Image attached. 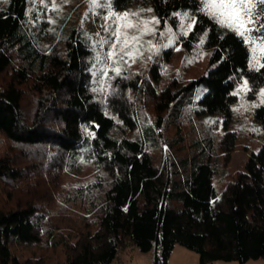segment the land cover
<instances>
[{
  "label": "trees",
  "instance_id": "trees-1",
  "mask_svg": "<svg viewBox=\"0 0 264 264\" xmlns=\"http://www.w3.org/2000/svg\"><path fill=\"white\" fill-rule=\"evenodd\" d=\"M0 1V264H50L46 251L57 247L63 264H110L128 242L152 251L153 264H167L176 244L195 251L199 264L264 259V106L253 111L263 144L221 192L213 178L235 134L226 131L218 148L197 141L186 148L182 132L190 107L221 113L226 128L237 101L234 73L264 87V70L248 66L250 48L198 11L197 0H140L161 23L183 9L198 18L189 37L208 32L205 71L158 87L157 70L140 65L104 81L91 72L80 29L61 48L42 49L26 27L28 1ZM164 144L170 152L162 153ZM82 163L92 176L67 188L62 174ZM27 247L39 251L20 258Z\"/></svg>",
  "mask_w": 264,
  "mask_h": 264
},
{
  "label": "rangeland",
  "instance_id": "rangeland-1",
  "mask_svg": "<svg viewBox=\"0 0 264 264\" xmlns=\"http://www.w3.org/2000/svg\"><path fill=\"white\" fill-rule=\"evenodd\" d=\"M28 1V17L26 19V27L30 34L39 36V43L42 49H47L53 44L62 47L65 36L71 29H80L88 46L92 50V64L91 72L98 75V63L96 56L98 53H104L108 50V46L99 47L98 42L103 37L107 36L104 32L102 25L105 23L101 9L93 8L90 5L94 0H27ZM3 1H0L2 6ZM54 6V7H53ZM141 8L147 9L149 6H144L140 0L134 2L126 9H119L113 4V10L116 12L128 11L129 13L139 12ZM188 14V19L181 20L184 14ZM155 16L152 12H141L139 17L143 19H150ZM194 14L189 9H183L176 13V21L172 22L167 20V24L161 23L155 26L157 28L156 35H148L142 38L143 47L139 48L142 53L139 58L133 63L132 60L124 56L123 60L120 59L121 53L119 46L116 50L117 55L114 58L118 63L113 60L104 61L109 67V72L112 68L120 67L123 69H135L143 65L147 67H154L157 70L158 77L157 85L160 87L163 83H168L170 78L176 77L179 83L186 80L196 78L205 71L208 64V59L211 53V48L206 44L197 47L200 37L205 30L196 39L180 35L181 24L191 23V17ZM137 19V17H130ZM115 17L110 18L108 23L113 25ZM166 28H171V32H166ZM186 30V29H185ZM160 32H165L160 35ZM173 39V45L165 48L164 45L168 43L169 39ZM114 39V38H113ZM152 40L157 44L159 51L150 53L147 51L148 45L146 41ZM179 48L180 51H175ZM152 59H148L149 56ZM144 60V61H142ZM124 61H127L125 63ZM100 67L104 65H99ZM114 72V71H113ZM105 81L106 77L100 76ZM242 73H234L233 79L237 83L242 82ZM258 92V90H256ZM202 94V90L194 95V99L198 101ZM260 96L251 93L241 92L237 95V101L232 107L231 119L224 128V119L221 113L196 115L190 108L187 109L189 117L185 120L184 131L185 146L189 147L190 142L197 141L202 144L211 143L214 147L218 148V143L226 131H231L235 134V141L233 150L230 154L229 161L220 166V170L213 178V184L217 192L229 180L230 177L236 175L239 171L244 170L245 163L249 155L261 148L263 139L260 131L259 124L253 118L254 109L260 105ZM257 105L253 107L252 105ZM162 153L170 152L171 149L167 144H164L161 149ZM158 150L155 149L154 153L158 155ZM92 176V169L89 164L82 163L81 169L65 170L62 174V179L69 180L67 188H74L81 181L87 180ZM63 193V192H62ZM19 257L24 258L27 256H35L38 249L35 248H19ZM60 247L57 249H48L46 251L49 257L50 264H63L62 255L60 254ZM110 264H153V252H141L132 242L126 243L118 250L116 258ZM167 264H199L198 254L182 245L176 244L170 254ZM209 264H239L237 261H222L217 260ZM245 264H264V259H250Z\"/></svg>",
  "mask_w": 264,
  "mask_h": 264
},
{
  "label": "snow or ice",
  "instance_id": "snow-or-ice-1",
  "mask_svg": "<svg viewBox=\"0 0 264 264\" xmlns=\"http://www.w3.org/2000/svg\"><path fill=\"white\" fill-rule=\"evenodd\" d=\"M113 4L114 0H94V3L90 5L93 8L101 9L105 21L102 28L107 36L99 40L98 46L103 47L106 45L108 50L104 53H98L95 58L98 63L99 74L104 77L109 75V67L104 63L105 59L118 63L114 60L118 46L121 53L120 59L123 60V57L127 56L134 63L142 55L139 52V48L143 47L142 38L148 35H156L157 28L155 26L161 24V20L156 16H152L150 19L139 17V13L152 12V8H141L139 12L133 13L128 11L118 13L113 10ZM197 10L213 21L221 30H226V32L236 36L246 48H250L251 58L248 61L250 69L256 72L264 70V62L256 55L257 50L264 53V0H197ZM132 16L137 17V19H131ZM112 17H115L114 28L112 24L108 23ZM188 18V14L185 13L181 20ZM164 23L166 25L167 21ZM198 24V18L191 17V23L181 24L180 35L188 37L190 33L194 32ZM165 31L171 32V28H166ZM164 34L165 32H160V35ZM207 37L208 32H204L197 47L204 45ZM173 39H169L164 47L172 46ZM146 43L148 45L147 51L150 53L154 54L159 51L158 45L154 44L152 40H148ZM175 51H180V49L175 48ZM148 59H152V56L150 55ZM124 62L127 63V61ZM99 65L104 66L100 67ZM111 70L114 71L117 77L121 75L120 67ZM241 79L242 82L236 86L231 94L236 96L241 92H245L259 95L261 98L260 106H264V87H260L257 92L248 78L242 77ZM93 91H105V89L93 88ZM252 106L256 107L257 105L253 104Z\"/></svg>",
  "mask_w": 264,
  "mask_h": 264
}]
</instances>
